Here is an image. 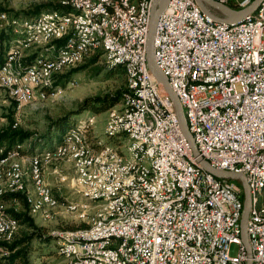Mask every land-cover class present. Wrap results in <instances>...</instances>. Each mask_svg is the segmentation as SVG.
<instances>
[{
    "label": "built area",
    "instance_id": "built-area-1",
    "mask_svg": "<svg viewBox=\"0 0 264 264\" xmlns=\"http://www.w3.org/2000/svg\"><path fill=\"white\" fill-rule=\"evenodd\" d=\"M215 1L228 7L235 3L241 9L253 3V0ZM98 2L103 1H90L87 8ZM141 6L134 0L132 13H128V20L136 23L141 39L132 40L131 32V49L124 50V59L142 64L143 95L153 99V106L134 103L139 106L137 115L142 136L153 135L156 142H163V149L159 151L196 159L189 152L191 144L182 131L173 99L149 67L147 41L152 14L149 22L133 20V12ZM203 17L210 16L196 0H169L157 25L154 50H160V58L154 60L170 86H177V94L182 82H191L194 109L190 110L195 112L201 134L215 141L217 147L235 148L231 158L212 159L195 144L200 157L217 171L245 176V150L264 145V31L241 25L231 33L216 32V27L203 25ZM91 23L94 30L103 29L98 22ZM221 24L216 21V25ZM76 29H82L78 22ZM116 30L113 47L122 36L117 26ZM134 46H141V54H133ZM6 89L18 96L19 106L25 98L23 92H18L15 84L10 83ZM159 118H166V125H159ZM257 153L259 159L264 157V152ZM89 159L90 155L85 156L82 163L93 173ZM233 163H241V170H233ZM181 178L191 186L190 204L164 206L160 203L158 213L147 223H139V218L133 215L110 231L101 229L95 235H121L126 249L120 259L105 262L107 250L113 248L81 247L77 254L82 256V264H95V259H102L103 264H247L250 259L252 264H264V219L248 217V244H256L251 258L241 237L244 189L232 180L218 177L207 180L183 169ZM146 182L159 186V191L176 193L170 177L162 176V181L148 177ZM149 198H156V193L135 187L130 190V198L114 201H122V206L131 203L146 206ZM67 235L75 237V233ZM234 246L237 251L233 254Z\"/></svg>",
    "mask_w": 264,
    "mask_h": 264
},
{
    "label": "bare ground",
    "instance_id": "bare-ground-1",
    "mask_svg": "<svg viewBox=\"0 0 264 264\" xmlns=\"http://www.w3.org/2000/svg\"><path fill=\"white\" fill-rule=\"evenodd\" d=\"M90 1L96 0H60L61 5L73 9L75 13L59 18L45 14L31 18L30 28L41 33V38L46 41L52 42L70 35L65 48L56 51L54 46H51L53 57L39 56L25 69L21 63L22 58L19 59L21 53L10 51L6 60L0 63V88L15 102L17 111L31 104L36 93L44 98L55 75L83 63L94 52L103 51L111 66H122L126 72L128 94L124 97L123 109L106 129V135L117 142V147L108 145L96 147L89 144L79 131H73L67 142L56 152L58 158L67 157L74 165L87 187L89 201L104 202L108 209L95 229L78 233L71 238L61 237L62 245L57 246V253L66 260V264H82V256L77 254L81 252V247L113 248L107 250L105 262L120 259L126 249L124 237L95 235L98 231L101 229L110 231L133 215L139 218V223H147L158 213L160 203L164 206L177 203L190 204L191 186L181 178L182 169L203 179H217L215 175L205 171L196 159L177 156L176 152L159 151L158 149H163V142H156L153 135L142 136V125L137 115L139 106H134V103L153 106V99L143 95L145 79L142 64L124 59V50L131 49V32L132 40L141 39V32L136 30V23L128 20V13H132L134 7V0H126V2L121 0L117 7L103 1L88 9ZM153 3L154 0H136V4L142 6L138 7L137 12H133V20L149 22ZM103 15L105 17H102ZM77 22L82 29H76ZM91 22H98V26L103 29L94 30ZM203 25L216 27V32L221 33H231L241 25L264 31V0L256 14L249 15L240 23L223 22L221 25H216V20L203 17ZM116 26L122 32V36L121 39H117L116 47H113L111 43L117 37ZM133 54H141V46H134ZM154 58H160V50H154ZM7 83L15 84L18 92H23L25 95L19 106L18 96H13V92H7ZM170 87L181 103L194 144L206 150L212 159L234 156V147H217L215 141L208 140L206 135L201 134L199 122H195V112L190 110L194 109L191 82H182L178 94L177 86ZM159 125H166V118H159ZM122 138L130 140L126 153L121 151ZM189 152H193L191 145ZM257 152H264V145H256V149L245 150V178L252 200L250 220L264 219V157L259 159ZM89 155V167L93 173L87 169V164L82 163V159ZM14 157L4 156V149H0V170L9 167V162ZM43 163V156L33 157L30 161L29 175L19 165L5 170L10 189L9 192H1L0 196L7 193H24L31 212L39 214L44 219H50L52 213L61 206L70 211L82 208L78 203L60 201L53 195L44 178ZM253 164H255V175H253ZM233 170H241V163H233ZM162 176L170 177L171 186L176 188V193L159 191V186H151V182H146L148 177L153 181H162ZM24 179L29 181L27 188L24 187ZM135 187L141 188L142 191L151 190V193H156V198H149L146 206H141L139 203L122 206V201H114L116 198H130V190ZM19 228L18 220L0 218V241H11ZM249 247L251 252H256V244H249ZM95 264H103V260L95 259Z\"/></svg>",
    "mask_w": 264,
    "mask_h": 264
},
{
    "label": "rangeland",
    "instance_id": "rangeland-1",
    "mask_svg": "<svg viewBox=\"0 0 264 264\" xmlns=\"http://www.w3.org/2000/svg\"><path fill=\"white\" fill-rule=\"evenodd\" d=\"M50 1L52 0H9L8 2L0 0V7L5 4L6 7L9 6L13 12L19 13L28 11L34 5ZM57 1L58 3L60 2V0ZM53 17L55 18L56 16ZM18 20L20 21H17V23L15 20V33L21 35V37L17 36L16 39L11 42L10 51H19L21 53V57L19 59H23L24 56L27 57L31 55V51L33 50L45 49L48 47L51 42L41 38V33L30 28L29 24L31 23V18H22ZM9 22V15L0 16V31L2 29L1 26H5L6 24L9 25ZM97 52L92 53L86 59H89ZM53 53L54 52L52 51L51 54H45V56L53 57ZM85 60L83 62H85ZM80 64L72 66L67 70L75 68ZM113 67L117 66H111L103 55V57H101L95 65L90 66L84 72L72 76L70 80L64 82L61 87L49 96L48 91L54 86L55 76L67 71L64 70L62 73L53 77L51 81L52 85L49 89H47L44 98L37 94L31 104L24 107L21 111L16 110L15 102L8 97L7 93L2 88H0V130L8 127L11 120H13L14 128H22L39 136L44 134L47 131L50 119H56L65 113L74 110L78 103L84 99L88 97L102 96L107 93H114L120 88L127 87V77H121L115 74V71L111 70ZM122 109L123 101L104 113L94 114L90 111H85L75 117L76 123H79L78 127L82 130L75 129L73 131H79L89 144L96 145V147H99L100 145H108L116 148L117 142L106 135V129L111 125L112 119L120 115ZM70 134L65 137L62 144L67 142ZM129 144L130 140L128 138H122L121 151L123 153H126V147ZM60 146H58L52 154H50V152H45L38 155L39 157H44V178L53 193L58 194L62 199L65 198L64 201L67 200L80 204L82 208H79L76 211H70L61 206L52 213L50 219H44L40 217L39 214H34L30 210L29 214L34 219V222L38 227H43L48 234L53 236L55 235L61 239L63 236L69 238L73 236L67 234L75 233V235H77L78 233L95 229L103 216L107 213L108 209L105 207L104 202L93 203L89 201L87 196V187L79 177L74 165L67 157L61 159L56 156L57 149ZM48 147L49 146L41 145L36 148V153H40L48 149ZM13 156L15 157L9 162V167L6 166V169L3 167L2 170H0V193L9 192L10 189L9 181L5 177V172L15 165L22 166L25 169V167L18 162V159L28 157L31 161V159L35 157H20L18 154H14ZM30 161L28 170L25 169V172L28 173V175ZM232 181H235L243 188V185L239 180ZM23 183L25 188L29 187V181L27 179H24ZM261 202L263 203V201ZM0 207L4 209L13 207L15 211H19L23 208V206L17 202L1 203ZM82 224H88L89 228L76 232H66L70 231V227H78ZM20 227L21 228L15 232L14 237L19 230V234L22 231H26L24 226L21 225ZM60 244L62 245L61 241L58 244L56 242H52L49 245H40L35 243V251L32 254V259L35 262L34 264H66V260L57 253V246ZM236 251L237 247L234 246L233 254L236 253Z\"/></svg>",
    "mask_w": 264,
    "mask_h": 264
},
{
    "label": "trees",
    "instance_id": "trees-1",
    "mask_svg": "<svg viewBox=\"0 0 264 264\" xmlns=\"http://www.w3.org/2000/svg\"><path fill=\"white\" fill-rule=\"evenodd\" d=\"M8 2L9 0H2ZM105 3H111V6H119L121 0H102ZM254 1V0H253ZM230 7L234 10H241V8L235 4H230ZM75 11L71 8H67L58 3L57 0H52L47 3L34 5L31 9L25 12H13L9 6L1 5L0 7V16L5 15L10 17L9 25L1 26L0 31V63L4 62L9 54L11 42L16 39V37H21L15 33V20L22 18H33L43 14H49L56 16L57 18L73 14ZM17 25V24H16ZM70 39V35L65 36L62 39L52 41L49 43V47L45 49H37L31 51V55L22 59L21 63L26 69L29 64L37 57L51 54V46H54L56 51H59L66 47ZM66 44V45H65ZM103 52L98 51L89 59H86L85 62L80 64L75 68H71L66 72L55 76L54 86L48 91V95L51 96L61 85L70 80L72 76L86 71L90 66L95 65L101 57H103ZM114 73L123 77L126 76L125 69L122 66L111 68ZM127 83V80H126ZM128 94V87L120 88L114 93H107L102 96L88 97L83 101L79 102L77 107L74 110H71L64 115L56 118L50 119L47 127V131L42 135H37L26 131L18 127L14 128V121L11 120V123L8 127L0 130V149H4V156L9 157L14 154L22 156H38L45 152H50L52 154L55 149L60 146L65 137L70 134L73 130L78 129V122L76 123L75 117L82 114L85 111H90L94 114H100L109 111L116 105L120 104L124 100V97ZM15 109V107H14ZM41 145L49 146L48 149L36 153V148ZM49 154V155H50ZM55 197L60 201H64L65 198H61L58 194L53 193ZM12 203L17 202L22 209L15 211L14 208L4 209L0 207V218L10 220L15 219L20 222V226H24L26 231L19 232L15 235L14 239L6 242L0 241V264H34L35 262L32 259V254L35 251V243L38 244H51L56 242L57 244L61 241L60 237L53 236L48 234V232L43 227H38L34 219L30 216L29 210L31 211L26 195L24 193H7L0 197L1 203ZM21 228V227H20ZM89 228V225L82 224L76 227H70V231L66 232H76L81 230H86ZM59 236V235H58ZM57 246V245H56Z\"/></svg>",
    "mask_w": 264,
    "mask_h": 264
},
{
    "label": "water",
    "instance_id": "water-1",
    "mask_svg": "<svg viewBox=\"0 0 264 264\" xmlns=\"http://www.w3.org/2000/svg\"><path fill=\"white\" fill-rule=\"evenodd\" d=\"M202 11L208 16L212 17L218 22H229V23H240L249 15L256 14L263 0H254L253 3L241 10H234L231 7L222 5L215 0H196ZM169 0H154L153 10H152V19L150 23V32L147 41V58L149 67L156 77V79L164 86V89L172 97L175 105V110L178 115L180 125L184 135L186 136L188 142L191 144L194 156L196 157L198 163L201 167L211 174L215 175L218 178L227 179V180H239L244 188V209L241 219V229H242V239L248 250L249 257L251 258V249L248 244L247 238V221L249 217V212L251 209V196L248 187L247 180L245 176L238 175L234 173L221 172L213 169L203 158L200 157L198 150L193 142L192 136L190 134L184 111L182 109L181 103L170 87L168 79L163 75V73L157 67L154 60V42L155 34L159 19L162 13L165 11ZM221 15V16H220ZM247 264H252L251 259Z\"/></svg>",
    "mask_w": 264,
    "mask_h": 264
},
{
    "label": "crops",
    "instance_id": "crops-1",
    "mask_svg": "<svg viewBox=\"0 0 264 264\" xmlns=\"http://www.w3.org/2000/svg\"><path fill=\"white\" fill-rule=\"evenodd\" d=\"M29 161L30 159H28V157H22L18 159V162H20L25 167L26 170H28Z\"/></svg>",
    "mask_w": 264,
    "mask_h": 264
}]
</instances>
